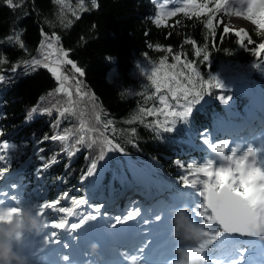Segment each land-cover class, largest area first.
I'll return each instance as SVG.
<instances>
[{
  "label": "trees",
  "instance_id": "16d2710c",
  "mask_svg": "<svg viewBox=\"0 0 264 264\" xmlns=\"http://www.w3.org/2000/svg\"><path fill=\"white\" fill-rule=\"evenodd\" d=\"M97 2L98 8L84 11L81 0H64L63 4L56 0H12L11 5L8 0H0V74L7 77L13 64L20 63L23 67V61L38 53L43 30L61 37V46L71 50L70 58L85 70L83 82L92 93L89 107L74 102L72 106L76 115L67 116L59 127H50L56 119L55 110L69 106V101L65 95L59 97V93L52 91L56 82L47 70L28 69V74L18 71L11 82L6 80L0 84L3 138L26 145L20 149L23 154L11 161L10 174L15 177L14 181L24 182L26 195L34 201H51L59 193L68 191L70 196L91 195V203H103L102 210L109 215H116L113 211L116 207L123 211L126 206H120L129 196L135 202L145 203L146 207L151 203L160 207L168 204L169 197L180 188L177 179L185 170L177 161L188 164L212 159L208 152H200L197 148L203 145L204 131L212 134L217 143L222 126L241 123L242 118H249L251 112H264V55L258 57L249 50L258 44L255 40L262 37L264 41V34L253 37V45L241 47L235 31L221 37L223 25H220L216 29V46L213 47L211 33L203 23L206 16L197 19L179 14L167 21L175 27L157 26L154 16L163 0ZM83 3L85 7H91L90 0H83ZM73 12L80 18L76 19ZM223 19L227 25L230 17ZM13 34L22 38L27 52L8 39ZM189 39L195 40L202 52L207 45L211 57L206 66L202 58L195 56V46L186 43ZM156 45L171 46L174 53L182 51L186 59L198 64L205 79L215 77L223 84L222 89H212L211 94L204 97L197 110L177 127L175 133L154 132L149 126L152 117L145 118L143 123L127 122L134 113L139 114L140 107L156 104L154 89L143 74L145 65L157 64L162 57L169 55L158 50ZM172 62L169 55V63ZM233 78L246 84L247 93L232 88ZM125 90L140 91L144 95H128ZM220 95L231 99L225 103L219 99ZM54 97L62 102L59 108L50 103ZM34 106L49 107L54 111L52 115H34L33 120L26 122V113ZM109 120L114 129L104 128ZM69 121L76 135L80 134V125L83 124L89 129L87 137L98 141L114 139L124 149V154L117 151L106 153L107 159L101 162L103 175L91 193L88 181L82 184L80 177L97 155L99 143L87 151L77 152L70 159L58 155V163L45 170L39 179L36 175L41 161L34 155L35 149L45 148L42 155L48 156L62 147L58 141L37 142L45 135L61 132L69 126ZM231 121L234 122L231 124ZM132 128L136 129L134 135L130 131ZM129 172L135 173L139 179L130 181ZM190 202H195V197ZM27 205L39 211L35 203ZM61 206H70V202L62 200Z\"/></svg>",
  "mask_w": 264,
  "mask_h": 264
},
{
  "label": "snow or ice",
  "instance_id": "6c2138e0",
  "mask_svg": "<svg viewBox=\"0 0 264 264\" xmlns=\"http://www.w3.org/2000/svg\"><path fill=\"white\" fill-rule=\"evenodd\" d=\"M58 4H63L64 0H56ZM171 0H163L158 4V13L154 16V22L157 26L175 27V24L167 23L169 18L183 14L186 18L207 17L204 20V27L210 31L213 38L212 46H216L215 37L217 27L223 25L221 37L232 34L233 30L224 24L223 17H239L250 21L252 25L260 32H264V0H183L182 6H177L164 11ZM11 5L12 0H8ZM91 7H85L83 0L80 6L84 11H90L92 8H98L97 0H90ZM76 19L80 16L73 12ZM215 22V23H214ZM177 24L179 21L176 22ZM235 36L238 37V44L241 47L253 45L251 35L246 29L235 30ZM171 35V34H169ZM43 42L38 46V53L31 56L29 60L13 64L8 70V76L0 74V84L6 80L11 82L18 71L28 74V69L33 71L43 68L47 70L56 82V87L52 90L55 93L63 94L68 98L69 106L57 109L56 119L50 124V127H59L61 121L67 116H75L74 93L81 98L89 94L82 87L80 78L85 76V70L78 65L76 61L70 58V51L61 46V37L58 34L44 33L42 30ZM9 40L17 43V46L27 52L26 45L22 38L13 34L8 37ZM186 43L195 46V56L202 58L204 65L210 61L211 54L204 46L202 52L201 46L197 45L195 40H187ZM151 47V46H150ZM158 50L167 52L172 59L169 63V55L162 57L157 64L151 65L150 71L144 74L154 89L156 104L152 106L140 107L137 113H134L129 120V124L143 123L147 117L155 118L149 122V126L154 132L175 133L178 125L184 123L191 116L194 107L199 104L206 95L211 94L212 89H222L223 84L215 77L207 78L202 75L198 69V64L185 58V53H174L171 46H155ZM260 57L264 55V42H259L254 48H249ZM231 54V52H229ZM146 58L147 54H146ZM65 66H70L69 74ZM259 65H257L258 67ZM143 71V69H142ZM75 85L73 88L71 85ZM52 93H49L51 95ZM125 94L133 96H142L140 91L125 90ZM151 99V97H149ZM44 97H41L43 100ZM219 99L225 103L231 97L225 98L220 95ZM54 109L49 107H32L26 113L25 120L30 122L34 115H52ZM162 118V119H161ZM100 117L97 116V121ZM69 126L62 129L61 132H54L52 135H45L37 144H44L48 141L61 142L62 147L58 152L45 156L43 147H37L34 155L41 161L36 169V175L39 179L41 174L59 162L58 155H66L69 159L81 150H89L93 145L100 144V148L95 157L89 164L88 169L81 175L80 181L83 184L88 181L89 192L100 179L104 165L101 163L107 159L106 153L117 151L124 154L123 147L114 141L106 139L98 141L87 137L89 129L85 125H80V134L76 135L73 127ZM114 124L109 120L104 124L105 129H114ZM131 134H135L136 129L132 128ZM103 135V133H101ZM5 132L0 128V180L7 178L11 173V161L23 153L21 148L26 145L4 139ZM204 143H208L204 140ZM212 150L220 158V163L213 159L205 162H191L183 164L177 161L184 174L177 179L180 188L169 197V203L165 208L152 216L150 220H144V225H164L170 229V217L168 211L180 202H188L191 205L193 216L198 220L203 230L205 239L193 246V248L203 254L208 264H243L248 259L251 262V252L257 244L264 251V165L257 163V149L249 147L242 155H237V150L232 149L230 153L229 142H217L210 145ZM99 169V171H98ZM202 177V178H201ZM128 179L135 182L139 177L132 172L128 173ZM25 184L22 180L11 182L5 189H0V220L11 217L18 210L20 203H35L39 209L38 214L47 219L48 231L44 245L45 249L59 246L62 249V264H74L73 247L78 243L80 237L89 228L115 229L117 225L127 224L141 216L139 208H132L126 212L123 217L116 215L111 217V222L106 225L92 224L103 217L109 218V214L102 212L105 207L103 203H91V195L81 193L79 197L70 196L68 191L59 193L51 201H34L32 197L27 196ZM191 190V191H187ZM195 197V202L190 200ZM67 200L70 206H61V201ZM7 208V212L4 209ZM90 209V211H89ZM63 214V215H53ZM150 229L145 228L143 235L146 237L136 248L135 252L129 257L125 255L126 260L131 264H136L137 257L143 256L145 250L152 243V236L149 235ZM248 237L257 238L255 240L241 241L237 238ZM231 243L232 247L225 250V245ZM247 254V256H246Z\"/></svg>",
  "mask_w": 264,
  "mask_h": 264
},
{
  "label": "clouds",
  "instance_id": "9594fccd",
  "mask_svg": "<svg viewBox=\"0 0 264 264\" xmlns=\"http://www.w3.org/2000/svg\"><path fill=\"white\" fill-rule=\"evenodd\" d=\"M25 219L33 227H38V221L35 217L29 215ZM174 223V236L177 239L197 242L205 239L201 228L192 221L184 210L177 213ZM23 227L24 224L20 221L15 222L10 227H0V264H10V261L15 258L10 240L13 233ZM175 253L177 258L170 261V264H208L207 258L193 247L178 246Z\"/></svg>",
  "mask_w": 264,
  "mask_h": 264
},
{
  "label": "rangeland",
  "instance_id": "374dc122",
  "mask_svg": "<svg viewBox=\"0 0 264 264\" xmlns=\"http://www.w3.org/2000/svg\"><path fill=\"white\" fill-rule=\"evenodd\" d=\"M227 26L230 28V29H232L233 31H235V30H239V29H246L248 32H249V34L251 35V37L253 38V37H256V35H259V34H264V32H260L259 33V30L256 28V26H254V25H252L251 24V22L250 21H247V20H245V19H243V18H239V17H230V19H229V21H228V24H227ZM261 35V36H262ZM262 38V37H261ZM258 39V40H255V43H259V42H264L262 39ZM262 40V41H261ZM144 68H146V71H150L151 70V65H145L144 66ZM65 69L69 72V74L70 75H72V76H75V73L74 72H71V69H70V66H65ZM144 72L145 71H143V74H144ZM231 77H234V76H231ZM81 80H82V87H83V89L89 94L88 96H85V97H83V98H81L80 96H77L75 93H74V95H73V101L74 102H76V103H78V104H82V105H85V106H87V107H89V105L90 104H92V100H91V96H92V93H91V91L85 86V84H84V82H83V77L82 78H80ZM234 80V81H233ZM73 88L75 87V85L73 84V85H71ZM231 86H232V88L235 90V91H237V92H246L247 91V86H246V84L243 82V81H241L240 79H235V78H233V79H231ZM59 97H64V95L63 94H59ZM156 99V98H155ZM204 100V99H203ZM202 100V101H203ZM50 103H53L54 105H56L57 106V108H59L61 105H62V102L60 101V100H58V99H56L55 97L54 98H51L50 99ZM200 104V103H199ZM199 104H197L195 107H194V109H193V112H192V114L197 110V108H198V106H199ZM68 105H65L64 107H67ZM63 107V108H64ZM94 108H95V106H94ZM191 114V115H192ZM153 118V117H152ZM155 118H153V120H154ZM162 119V118H161ZM178 127H179V125H178ZM203 137H206V134H204V132H203V135H202ZM231 148L232 149H235V150H237L238 151V146L237 145H232V144H229V149L227 150L229 153H230V151H231ZM212 150V149H211ZM213 153V152H212ZM215 154V153H214ZM216 155V160L220 163V158L218 157V155L217 154H215ZM22 205V204H21ZM132 208H139L140 210H141V213H142V215L141 216H139V217H137V220H140L141 218H144V219H149L148 217H151L152 215L150 214V215H147L146 213H147V209L146 208H143L141 205H135V206H132L130 209H132ZM129 209V210H130ZM128 210V211H129ZM128 211H126V212H128ZM155 211V210H154ZM19 212H22V211H19ZM125 212V213H126ZM124 213V214H125ZM124 214H122V215H120L121 217H123V215ZM32 216V217H35V218H37L38 219V221L41 223V227H42V229L44 228V224L46 223V220H45V218L43 217V216H41L40 214H38L37 212H33V211H30V210H27V211H24V212H22V216H24V219L26 218L25 216ZM168 215H169V213H168ZM176 215H177V213H176ZM102 218V217H101ZM103 219V218H102ZM18 220V219H17ZM26 220V219H25ZM26 222H27V220H26ZM117 227L119 228V229H121L123 232H127L128 231V225L127 224H124V225H117ZM142 228V225H139V226H137V229H141ZM201 230H202V228H201ZM203 231V230H202ZM43 234H45V235H47V232H43ZM134 236V235H133ZM83 243V248H85V246H86V243L85 242H82ZM62 251V250H61ZM60 254V253H59ZM61 255V254H60ZM122 256H123V254H122ZM89 257L88 256H84L82 259H88Z\"/></svg>",
  "mask_w": 264,
  "mask_h": 264
},
{
  "label": "bare ground",
  "instance_id": "6f19581e",
  "mask_svg": "<svg viewBox=\"0 0 264 264\" xmlns=\"http://www.w3.org/2000/svg\"><path fill=\"white\" fill-rule=\"evenodd\" d=\"M7 185H8V183L7 184H5V186L7 187ZM133 204H135V202H133ZM18 207H23L21 204L20 205H18ZM151 218H149L148 220H150ZM135 221L136 220H134V221H132V223L133 224H135ZM25 227V226H24ZM121 233V231L120 230H117L116 232H115V234L118 236V237H121L120 234ZM124 235H127L126 233L124 234ZM82 238H84V235H82L81 237H80V239H82ZM92 248H89V252H88V254H91L92 252H93V250H91ZM43 261V260H42Z\"/></svg>",
  "mask_w": 264,
  "mask_h": 264
},
{
  "label": "water",
  "instance_id": "95a60500",
  "mask_svg": "<svg viewBox=\"0 0 264 264\" xmlns=\"http://www.w3.org/2000/svg\"><path fill=\"white\" fill-rule=\"evenodd\" d=\"M237 239H239V240H241V241H244V240H255V239H257V238L239 237V238H237Z\"/></svg>",
  "mask_w": 264,
  "mask_h": 264
}]
</instances>
